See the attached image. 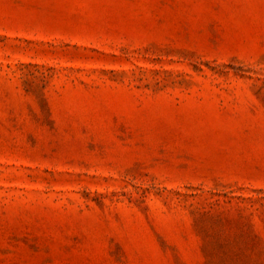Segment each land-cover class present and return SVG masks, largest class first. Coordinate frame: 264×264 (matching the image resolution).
I'll return each instance as SVG.
<instances>
[{"label": "rangeland", "instance_id": "obj_1", "mask_svg": "<svg viewBox=\"0 0 264 264\" xmlns=\"http://www.w3.org/2000/svg\"><path fill=\"white\" fill-rule=\"evenodd\" d=\"M0 264H264V0H0Z\"/></svg>", "mask_w": 264, "mask_h": 264}]
</instances>
